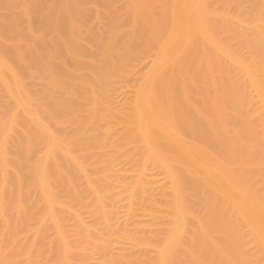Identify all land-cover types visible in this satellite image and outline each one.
<instances>
[{"label":"bare ground","instance_id":"bare-ground-1","mask_svg":"<svg viewBox=\"0 0 264 264\" xmlns=\"http://www.w3.org/2000/svg\"><path fill=\"white\" fill-rule=\"evenodd\" d=\"M0 264H264V0H0Z\"/></svg>","mask_w":264,"mask_h":264}]
</instances>
